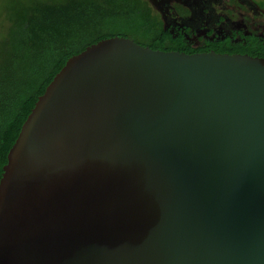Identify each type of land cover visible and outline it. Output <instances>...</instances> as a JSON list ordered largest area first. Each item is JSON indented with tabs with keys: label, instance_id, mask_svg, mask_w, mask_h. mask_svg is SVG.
<instances>
[{
	"label": "water",
	"instance_id": "1",
	"mask_svg": "<svg viewBox=\"0 0 264 264\" xmlns=\"http://www.w3.org/2000/svg\"><path fill=\"white\" fill-rule=\"evenodd\" d=\"M3 170L0 264H264V58L101 40Z\"/></svg>",
	"mask_w": 264,
	"mask_h": 264
},
{
	"label": "trees",
	"instance_id": "2",
	"mask_svg": "<svg viewBox=\"0 0 264 264\" xmlns=\"http://www.w3.org/2000/svg\"><path fill=\"white\" fill-rule=\"evenodd\" d=\"M0 20V180L8 154L39 97L67 61L115 36L161 51H215L264 58V48L232 41L195 46L180 26L165 28L143 0H26ZM182 28V27H181Z\"/></svg>",
	"mask_w": 264,
	"mask_h": 264
},
{
	"label": "flooded vegetation",
	"instance_id": "3",
	"mask_svg": "<svg viewBox=\"0 0 264 264\" xmlns=\"http://www.w3.org/2000/svg\"><path fill=\"white\" fill-rule=\"evenodd\" d=\"M161 2L165 5L161 16L165 28L179 25L183 33L187 31L191 35L190 39L195 46L232 41L244 46L257 45L264 48V0Z\"/></svg>",
	"mask_w": 264,
	"mask_h": 264
},
{
	"label": "rangeland",
	"instance_id": "4",
	"mask_svg": "<svg viewBox=\"0 0 264 264\" xmlns=\"http://www.w3.org/2000/svg\"><path fill=\"white\" fill-rule=\"evenodd\" d=\"M17 1H26V0H0V20L3 21V17L1 16L2 14L4 15V6H6L7 4L8 5H11L13 3H16ZM146 1H149V0H146ZM152 10L155 12V13H158L160 16H162V11L164 10V4H162L161 0H154V1H151V2H147ZM195 8H197L196 6H193ZM248 13V12H247ZM251 12H249L248 14H250Z\"/></svg>",
	"mask_w": 264,
	"mask_h": 264
}]
</instances>
